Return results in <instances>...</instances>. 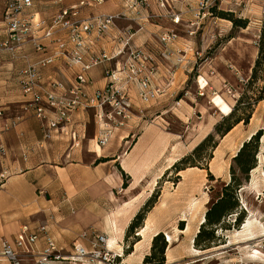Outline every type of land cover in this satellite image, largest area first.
Masks as SVG:
<instances>
[{"label":"crops","instance_id":"0c3cea01","mask_svg":"<svg viewBox=\"0 0 264 264\" xmlns=\"http://www.w3.org/2000/svg\"><path fill=\"white\" fill-rule=\"evenodd\" d=\"M149 1L150 12L167 15L168 11L159 9L156 0ZM199 1L185 0V5L180 2L174 4L181 19L178 25L162 17L159 21L146 22L144 31L136 33L133 38L136 46L156 53L159 68L155 84L163 88V93L155 101L144 104L137 98L136 89H128L135 111L153 120L152 124L140 130L126 150L129 129L115 132L104 148L97 147L92 111L73 116L72 128L83 138L78 148L71 147V143L57 133L46 140L44 132L48 130V122L55 119V113L46 111L42 121L36 118L29 96H23L19 85L18 73L25 68L26 62L21 58L13 60L8 53L0 50V147L4 149L3 153L0 152V175H4L0 179V243L6 240L12 244L23 227L32 231L39 225L47 224L56 246L70 252L73 240L83 231L93 228L106 234L108 241L113 237L116 239V247L110 248L122 255L124 264H142L149 254L153 237L163 233L170 239L169 242L173 241L165 252V264H178L185 258L179 245L183 241L192 245L204 219L208 199L203 197L198 202L191 200L189 204L183 203L179 198L184 196L189 199L191 195L177 188L163 186L157 202L146 214L137 232L138 240L130 254L124 255L123 245L132 220L176 161L172 159L170 164L165 165V153L178 149L179 140L173 134L164 132L159 121L165 113V104L172 101L182 76L185 77V71L193 62L192 40L188 33H191L190 23L197 19L195 13ZM58 2L48 0L43 3L44 7L39 8L36 4L42 5V2L33 0L29 11L36 18L47 19L61 10ZM102 7H88L84 16L93 18L101 13L124 15L122 20L115 21L105 38L93 42L92 53L104 51L111 55L119 32L137 29L132 21L137 15L127 9L121 0H115L111 13L100 11ZM110 8L107 6V9ZM138 14L145 16L147 12L142 10ZM1 21L0 44L7 39ZM170 31L178 33V40L170 51L184 54L181 66L176 70L172 68L176 56H167L155 43L158 35ZM41 42L45 46L43 52L37 53L30 46L24 47L23 54L29 62L55 52V47L48 41ZM113 64L114 61H111L88 72L87 78L91 82L89 92L106 85V71L112 69ZM42 72L43 86L49 87L54 83L68 89L74 84L79 69L68 67L59 59ZM11 122H16L15 126L5 130ZM101 159L105 161L97 163ZM198 206L200 208L196 211ZM181 222L184 223L183 230L178 229ZM41 248L42 244L38 245V251ZM188 258L191 257L186 255ZM0 264L9 263L0 257Z\"/></svg>","mask_w":264,"mask_h":264},{"label":"rangeland","instance_id":"374dc122","mask_svg":"<svg viewBox=\"0 0 264 264\" xmlns=\"http://www.w3.org/2000/svg\"><path fill=\"white\" fill-rule=\"evenodd\" d=\"M46 1L48 0H36V3L42 2V5L36 4V7H44L43 3ZM52 1H59L57 4L61 6V9H66L73 5H77L83 0ZM99 1L100 3H95V7L102 5L103 7L100 11L108 13L113 11L111 9H114L113 4L115 0ZM121 1L125 4L127 9L133 10L135 15H137V17L132 20L137 26V29L128 30L133 34L131 45L144 49L152 58L154 72L149 76L150 89H158V94L154 99L148 102L141 101L139 98L140 86L135 81L125 83V91L129 98L128 89L133 87L136 89V95L139 101L148 104L155 101L163 93V88L155 84V78L159 68L158 57L155 52L142 46H136L133 42V38L136 33L144 31V24L146 22L159 21L162 17L168 18V13L165 12L167 13V15H165L159 12H150L151 3L149 0H147L149 4L148 8L141 6L131 7L125 0ZM133 1L138 5L141 0ZM7 2L8 0H0V20L3 19ZM184 3L185 2H180L179 4L185 5ZM174 4L172 5V10L177 13L178 11L174 7ZM107 6L111 8L107 9ZM86 8L88 7L81 9L82 18H87L84 16V10ZM142 10L147 12L145 16L138 14V12ZM215 10L214 17L212 11V17L206 15L203 18L197 7L195 13L197 19L193 24L190 23L191 33L189 32L188 35L192 40L191 44L194 52L193 62L190 63V67L185 71V77L182 76L181 84H179L178 89L175 90L172 101L165 104L163 109L165 113L162 120L159 121V125L162 126L164 132L170 133L169 135L173 134L174 138L179 140L178 149L174 151L170 149L165 153V165L168 163L170 164L172 159H175L174 165L180 159L190 155L204 138L209 134H214L216 125H218L225 116L229 115L237 101L247 90L251 70L257 57L259 34L262 24H264V0H221ZM219 12L229 13L232 20L246 21V28L233 27L230 20L216 17L215 14ZM103 14L104 13H101L99 15ZM105 15H119V19L116 21L122 20L124 17L121 13ZM150 15H154L156 18H150ZM140 27L142 28L141 30ZM121 32L123 31H120L119 34ZM119 34L115 38L116 48L112 51L111 55L121 47ZM176 35H178V33ZM159 36L161 35L155 38V43L157 46L161 47L164 51L163 53L166 52L165 54L167 56H176L175 63L172 66L173 70H176V68L181 66L184 54L179 51L174 53L170 50L173 49L172 47L178 40V36L175 41L169 45L166 51L158 42ZM99 40L97 39L95 41ZM122 60L121 58L114 60L113 68H109L107 72L115 70L116 62L121 63L123 62ZM108 63H111V61L105 62L102 65ZM170 76H173L172 73ZM257 85L261 86V84ZM246 94L249 99L252 97L253 92H247ZM129 103L132 116L124 122L122 127L117 125L120 119H116L118 121L115 124H110V126L107 127L103 121L99 123L98 113L95 109L89 108L85 110L93 112V124L96 131L94 142L96 145L100 133L102 134L104 132L103 129L112 130L108 143L115 132L129 129L131 132L127 135L125 143L126 150L131 146L133 143L132 140L135 139L140 130L152 124L153 119L142 116V113L135 111L130 98ZM249 103L253 104V99H251ZM252 104V113L248 124L244 125L240 123L236 125L233 128L234 130L232 129V132L230 131L231 133L229 132L230 134L228 133L229 135L227 134L228 136L226 135L223 138L215 134L214 141L217 143V147L213 150L208 145L200 154L201 161L199 162L207 167L206 170L186 168L184 174H182L183 171L176 174V172L170 168L165 172L150 196L151 198L154 193H158L159 197L163 186H165L169 189L177 188L180 192L182 191L191 195L189 199L184 198V196L179 198L183 203L187 202V204H189L191 200L193 202H198L203 197L208 199V202L215 199L220 194L221 188L230 180L229 169L232 165L233 157L237 154L244 142L248 141L257 132L260 133L256 166L250 171L247 181H244L241 188L237 191L239 203L238 213L242 214V222L238 227H232L231 230L218 231L217 235L220 239L217 241V246L205 251L197 250L194 248L193 243L190 245L183 241L179 247L182 254L185 255V258L178 264H264V101ZM75 114L77 113L72 115V121ZM210 154L212 155V159L208 160L207 156ZM209 173L213 177L212 181L209 178ZM177 177L179 178L177 179ZM123 179L125 180V177ZM199 208L200 206L195 210L198 211ZM206 209L207 205L205 206V212ZM235 216L236 214L229 216L227 223H232ZM247 221L251 222L249 230L242 232V228ZM180 224L181 223H178V229H180ZM164 241H167V245L169 246L173 244L172 240L170 242L168 241L167 236H164ZM123 248L125 249L124 245ZM124 255L126 256V254ZM186 255L191 258L186 259ZM24 264L31 263L25 262Z\"/></svg>","mask_w":264,"mask_h":264},{"label":"built area","instance_id":"2783aa9c","mask_svg":"<svg viewBox=\"0 0 264 264\" xmlns=\"http://www.w3.org/2000/svg\"><path fill=\"white\" fill-rule=\"evenodd\" d=\"M125 1L131 7H149L147 0L139 1L138 5L133 0ZM177 2L182 3L185 0H156L159 9L168 11L167 17L174 25L180 23L179 14L172 10V5ZM220 2L221 0H200L198 10L201 16H211L212 10ZM95 3L100 1L83 0L77 5L61 9L50 19H40L29 11L33 0H8L1 21L7 39L0 44V50L8 53L13 60L21 58L26 62L25 68L18 73L23 96H29L30 106L38 120L45 119L46 111H52L56 115L55 119L48 122L44 138L50 140L57 133L75 148L79 147L83 138L72 128L71 118L74 113L93 108L98 113L99 123L103 121L109 127L120 119L117 125L122 127L132 116L125 83L137 82L140 86L139 98L143 102L154 99L158 94V89H150L149 76L154 72L152 58L144 49L131 45L133 34L130 31L119 34L121 47L113 55L91 52L93 42L105 37L119 19V15L105 14L82 18L81 9L92 7ZM149 17L156 18L154 15ZM176 38L175 32H166L159 36L158 42L166 51ZM41 40L52 44L55 52L29 62L28 57L23 54L24 47L30 46L37 53L43 52L45 46ZM117 58L123 59V62H116L115 70L106 71V85L89 92L91 82L87 78L88 72ZM59 59L64 65L79 69L74 84L68 89L54 83L49 87L43 86L42 71ZM15 123L5 126V130L14 127ZM103 131L97 139L99 148L106 146L112 134L110 129ZM0 152H4L3 147H0ZM3 177L1 174L0 179ZM48 228L47 224L39 225L32 231L27 227L21 228L12 244L6 240L1 241L0 257L9 264H124L122 255L109 247L107 235L96 229L90 228L80 233L73 240L70 252H66L56 246ZM40 244L42 248L38 251Z\"/></svg>","mask_w":264,"mask_h":264},{"label":"trees","instance_id":"16d2710c","mask_svg":"<svg viewBox=\"0 0 264 264\" xmlns=\"http://www.w3.org/2000/svg\"><path fill=\"white\" fill-rule=\"evenodd\" d=\"M213 11V17L215 9ZM221 19H228L232 22L233 27L246 28L247 22L244 20H232L229 13L219 12L215 14ZM258 52L251 70V75L248 80L247 90L237 101L233 110L229 115L225 116L214 129V134H209L204 140L191 152L190 155L177 161L171 169L176 174L184 171L186 168H199L206 170L207 167L200 163L201 153L209 145L211 149L217 147L214 141V135L220 137L226 136L236 125L243 123L248 124L253 104L264 101V24H262L261 31L257 44ZM257 84H261L258 86ZM255 86V87H254ZM247 92H253L252 97L247 98ZM248 99V100H247ZM252 104V105H253ZM260 133L257 132L248 141L244 142L237 154L232 159L230 166V180L221 188L220 194L213 200L207 203V209L204 214V221L200 224L198 231L194 237V248L200 251H205L217 246V241L220 237L217 235L218 231H228L232 227H238L242 222V214L238 213L239 203L237 199V191L241 188L243 182L247 181L249 173L256 166V155L259 149ZM208 160L212 159V155L207 156ZM104 159L98 160L97 163L104 162ZM123 174V178H124ZM179 177H177L178 179ZM209 178L212 181L213 177L209 173ZM126 186V179L123 182V187ZM158 198V193H154L145 205L140 209L137 215L132 220L124 238V254H129L137 242L136 233L142 227L146 214L154 206ZM232 223H227L229 216L235 215ZM180 230H183V222L179 225ZM167 241H164L163 233H159L153 237L151 241L150 253L146 255L142 264H165V252L167 250Z\"/></svg>","mask_w":264,"mask_h":264},{"label":"bare ground","instance_id":"6f19581e","mask_svg":"<svg viewBox=\"0 0 264 264\" xmlns=\"http://www.w3.org/2000/svg\"><path fill=\"white\" fill-rule=\"evenodd\" d=\"M171 168V167H170ZM204 221V219L202 220V222ZM250 224H251V222L250 221H247L246 222V224L243 226V230H242V232H246V231H248L249 230V226H250ZM115 240L116 239H114V237L113 238H110L109 239V241H108V245H109V247H116V243H115ZM170 239L168 238V241H169Z\"/></svg>","mask_w":264,"mask_h":264}]
</instances>
